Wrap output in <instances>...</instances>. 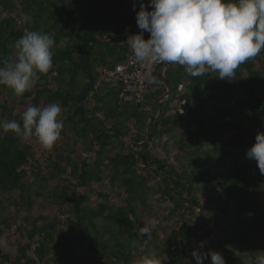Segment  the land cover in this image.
Listing matches in <instances>:
<instances>
[{
	"label": "trees",
	"instance_id": "trees-1",
	"mask_svg": "<svg viewBox=\"0 0 264 264\" xmlns=\"http://www.w3.org/2000/svg\"><path fill=\"white\" fill-rule=\"evenodd\" d=\"M128 1L0 0V63L14 61L12 45L27 31L56 41L54 67L32 90L17 96L0 85V120L21 121L28 107L55 101L63 112L61 138L50 152L41 145V161L27 140L0 132V240L17 236L14 251L0 242V264H107L106 256L132 264L133 252L153 249L168 257L164 264H195L193 250L252 264L264 251V174L246 158L264 132V51L231 79L189 78L181 66L170 84L158 69L162 89L147 84L141 100L126 101L119 86H95L103 69L131 54L128 35L141 31L139 6ZM182 82L187 91L178 94ZM166 85L168 98L154 105ZM49 206L65 210L40 211ZM144 224L150 239L138 234ZM159 226L168 232L160 243Z\"/></svg>",
	"mask_w": 264,
	"mask_h": 264
},
{
	"label": "clouds",
	"instance_id": "clouds-1",
	"mask_svg": "<svg viewBox=\"0 0 264 264\" xmlns=\"http://www.w3.org/2000/svg\"><path fill=\"white\" fill-rule=\"evenodd\" d=\"M147 7L140 0L135 19L141 31L128 35L125 43L141 67L156 62L178 64L189 78L214 72L220 79H231L242 64L264 51V0H150ZM144 32L150 34L149 39H144ZM12 46L15 59L0 63V85L22 96L36 86L40 75L53 69L56 41L48 33L27 31ZM145 82L158 83L147 73ZM61 112L59 101L30 106L21 121L0 120V132H12L23 140L34 136L45 149H52L61 138ZM246 158L255 160L264 174V132L257 133ZM137 230L140 236L151 238L150 225L137 226ZM204 244L200 242L199 248ZM132 255V264H164L168 259L155 249L138 257L135 252ZM191 256L195 264H204L209 256L211 264H226L222 254L212 250H193ZM252 264H264V251L257 252Z\"/></svg>",
	"mask_w": 264,
	"mask_h": 264
},
{
	"label": "built area",
	"instance_id": "built-area-1",
	"mask_svg": "<svg viewBox=\"0 0 264 264\" xmlns=\"http://www.w3.org/2000/svg\"><path fill=\"white\" fill-rule=\"evenodd\" d=\"M149 38L150 34L144 32V39L147 40ZM163 66L164 64L156 62L152 63L147 68L141 67V65L134 60L131 52L124 62L117 63L113 68L103 69L95 88L103 83L119 86L122 90L124 100L139 101L142 99L147 89L145 74L153 75L158 69L161 71ZM182 89V85L177 87L178 94H181ZM178 113L181 115L185 114V100H180L178 102ZM251 175H255V171H251Z\"/></svg>",
	"mask_w": 264,
	"mask_h": 264
},
{
	"label": "rangeland",
	"instance_id": "rangeland-1",
	"mask_svg": "<svg viewBox=\"0 0 264 264\" xmlns=\"http://www.w3.org/2000/svg\"><path fill=\"white\" fill-rule=\"evenodd\" d=\"M167 66H169V68H167V70H166V72H165V78H167V80H168V82L171 84V82H172V80H173V76H174V73H175V71H176V69H180V65H178V64H168ZM182 68V67H181ZM183 71V70H182ZM206 77V75L204 76V78ZM209 79V77H206V79ZM51 86L52 87H55V83L54 82H52L51 83ZM155 87V85L152 87V89ZM165 88H167V85H166V87ZM198 88V87H197ZM166 90V89H165ZM165 93V91H163V94ZM159 98V97H158ZM196 109H197V103L196 102H193V104H192V111H190V115H189V118H195L196 117V114H195V112H196ZM24 110V107L23 106H19V107H16L15 109H14V112L15 113H20L21 111H23ZM61 113H63V112H61ZM179 125H182V126H186V122L185 121H180L179 122ZM247 126H248V124H246ZM31 145H32V147H33V149H34V151H35V158L36 159H40V161L42 160V158H41V156H40V151H39V149H42L41 148V144L38 142V140H27ZM70 145L71 144H69L68 146H67V148H66V150L68 151L69 149H70ZM79 147V146H78ZM77 147V148H78ZM49 150V149H48ZM47 150V152H50V150L48 151ZM39 151V152H38ZM193 152H198V155H201V157H202V154H205L206 153V149H199V150H196V151H193ZM240 152V150H235L234 151V154H238ZM210 166H214V164L213 163H211V165ZM94 186H96L95 184H94ZM79 193H81V190H79ZM93 202L96 204V202H98L95 198H93ZM120 202V201H119ZM154 202V201H153ZM65 210V208H63L60 212L58 211V209L56 208V207H54V206H49V207H44V208H42V209H40V211H42L43 213H47V214H50V215H53V216H58V217H60V215H61V213H63V211ZM39 212V211H38ZM60 219V218H59ZM146 223H148V222H146ZM151 223L152 224H154L155 222L152 220L151 221ZM157 235V241L160 243V242H163V241H165L166 239H167V237H168V232H167V230H165L163 227H161V226H159L158 227V231H157V233H156ZM17 239V236H12L11 237V241H12V243L11 244H9V242L10 241H7V242H5L4 240H0V242H2V244L8 249V251H14L13 249H14V247H13V241H15ZM261 248H262V246H261ZM262 250H263V248H262ZM108 255V254H107ZM246 258H244L243 259V263L244 264H246V263H248V262H250V257L249 256H245ZM105 263H107V264H109L110 263V260H109V258L106 256V259H105Z\"/></svg>",
	"mask_w": 264,
	"mask_h": 264
},
{
	"label": "crops",
	"instance_id": "crops-1",
	"mask_svg": "<svg viewBox=\"0 0 264 264\" xmlns=\"http://www.w3.org/2000/svg\"><path fill=\"white\" fill-rule=\"evenodd\" d=\"M135 2V4H136V6H139L140 5V0H129L128 1V7L129 8H133V3ZM168 65V64H167ZM166 64H164V66H163V68L161 69V71H159L160 72V75L161 76H165V72H166V70H167V68H169V66H167ZM183 74L184 73H186L185 72V70H183V72H182ZM189 84V83H188ZM179 85H182L183 86V89H182V94H185L186 93V91H187V84H186V82H182V83H180ZM178 85V86H179ZM151 86H153V85H151ZM152 87H150V89H151ZM160 88L162 89V86L161 85H159V84H155V87L153 88V90H155V89H159L160 90ZM168 90H169V87L167 86V88H166V92L163 94V92H160L161 93V95L159 96V98L157 99V101L154 103V105L157 103V102H163V101H166V99L168 98V96H169V92H168ZM162 91V90H161ZM178 91V90H177ZM196 99H194V101L193 102H196L195 101ZM192 102V103H193ZM154 105H153V107H154ZM153 107L150 109V111L153 109Z\"/></svg>",
	"mask_w": 264,
	"mask_h": 264
},
{
	"label": "water",
	"instance_id": "water-1",
	"mask_svg": "<svg viewBox=\"0 0 264 264\" xmlns=\"http://www.w3.org/2000/svg\"><path fill=\"white\" fill-rule=\"evenodd\" d=\"M151 112H152V110L150 111V115H151Z\"/></svg>",
	"mask_w": 264,
	"mask_h": 264
}]
</instances>
